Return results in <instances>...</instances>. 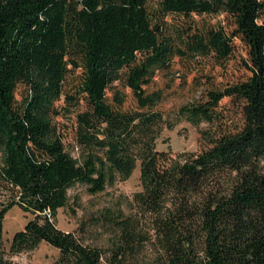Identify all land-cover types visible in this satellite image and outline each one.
<instances>
[{"label":"trees","instance_id":"1","mask_svg":"<svg viewBox=\"0 0 264 264\" xmlns=\"http://www.w3.org/2000/svg\"><path fill=\"white\" fill-rule=\"evenodd\" d=\"M218 16L228 27L205 19ZM199 58L238 75L178 110L208 125L200 152L158 150L163 97L152 82ZM121 86L135 108H123ZM138 166L129 211L94 219L107 246L57 227L70 188L96 194ZM0 186L11 193L0 264H17L4 239L15 206L31 219L13 254L45 242L58 264H264V0H0Z\"/></svg>","mask_w":264,"mask_h":264},{"label":"rangeland","instance_id":"2","mask_svg":"<svg viewBox=\"0 0 264 264\" xmlns=\"http://www.w3.org/2000/svg\"><path fill=\"white\" fill-rule=\"evenodd\" d=\"M205 19L212 24L222 22L226 27L229 25L224 16ZM193 66L187 67L176 62L169 71L159 72L152 82L150 89L162 91L163 97L154 108L163 117L159 127L160 132L155 139L158 150L173 154L200 152L204 145L201 141V130L207 129L208 125L201 122L199 126H195L183 119L178 110L186 103L199 99L211 83L225 82L226 78L231 79L238 75L237 70L232 66L227 73L201 58L197 59ZM222 74H226V76L222 77ZM120 90L126 98L123 108H135L136 101L130 89L121 86ZM60 105L63 103H58V106ZM59 121L66 124L64 144L67 150L73 157L78 158L81 149L75 144L71 123L65 119H59ZM141 188L139 166L126 180L116 175L102 192L96 194H91L85 185H76L68 190V207L60 209L57 213L55 220L57 227L64 232L75 233L87 245L107 246L111 236L99 225L94 224V219L105 209H121L127 213L134 194L140 192ZM10 196L11 193L5 187L0 186V205L7 202ZM29 219L31 216L17 206L6 214L4 221L5 254L17 264H58L61 253L45 242L39 244L32 251H23L19 254L11 253L10 248L14 234L22 230Z\"/></svg>","mask_w":264,"mask_h":264}]
</instances>
